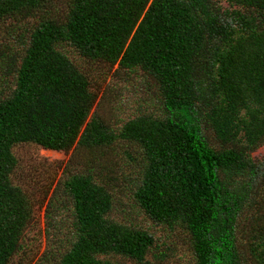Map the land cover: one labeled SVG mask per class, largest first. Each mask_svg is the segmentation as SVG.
<instances>
[{"label": "trees", "instance_id": "1", "mask_svg": "<svg viewBox=\"0 0 264 264\" xmlns=\"http://www.w3.org/2000/svg\"><path fill=\"white\" fill-rule=\"evenodd\" d=\"M1 23L12 34L0 44V264L24 246L34 194L50 190L47 217L67 203L72 213L69 232L50 222L64 245L49 262L145 261L154 234L112 216L119 178L96 164L118 143L137 169L125 174L133 202L181 230L195 264H264V158L252 156L264 145V0H0ZM64 44L117 72L141 69L160 110L114 128L92 112L98 93ZM25 144L72 150L45 192L29 189L36 176L24 182Z\"/></svg>", "mask_w": 264, "mask_h": 264}, {"label": "rangeland", "instance_id": "2", "mask_svg": "<svg viewBox=\"0 0 264 264\" xmlns=\"http://www.w3.org/2000/svg\"><path fill=\"white\" fill-rule=\"evenodd\" d=\"M11 32L0 24V44H5L6 36H11ZM60 48L71 58V60L80 68L92 83L91 89L98 93V97L92 112L99 113L109 124L117 128L124 121L136 117L145 112H157L160 110L161 102L158 86L141 69L116 71L118 65H110L100 60H92L81 56V54L71 47L64 44ZM13 82L8 80L9 88ZM4 81L0 82V92ZM129 145L117 144L109 148H104L97 152L96 164L106 167L110 178L117 176L116 192L119 203L115 204L111 214L114 218L134 222L138 225L148 228L155 236L157 243L145 261L138 262L134 259L123 257L121 255L109 257L115 264H195L194 257L188 242L185 240V234L181 230L169 232L160 225H156L153 220L133 202L131 186L133 182L128 183L125 174H132L137 177V169L134 163H131L126 156ZM19 156L20 167L24 175L25 184L31 178L36 176L39 180L29 182L31 192L39 190L41 183L44 187L40 191L45 192V185L48 183L46 178H50L58 172L56 178L61 174L72 154L69 152L44 149L37 145L25 144L16 148ZM92 153V152H91ZM135 153V152H134ZM88 157L90 151H85L84 155ZM93 156V155H92ZM255 160L264 158V145L252 153ZM108 168H113L108 171ZM108 171V172H107ZM114 188V189H115ZM44 199L43 194H34L32 220L25 228L22 235V248L17 251L9 260L8 264H52L47 260L50 250L60 248L64 245L54 239V228L50 225L53 220L61 219L64 232H69L71 219V205L67 203L59 209L56 216L51 219L47 217V206L51 196ZM165 254L164 257L162 255ZM104 257V256H103ZM49 262V263H48Z\"/></svg>", "mask_w": 264, "mask_h": 264}]
</instances>
